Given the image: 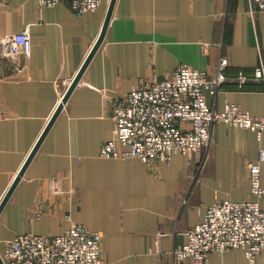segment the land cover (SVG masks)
<instances>
[{"label":"crops","instance_id":"crops-1","mask_svg":"<svg viewBox=\"0 0 264 264\" xmlns=\"http://www.w3.org/2000/svg\"><path fill=\"white\" fill-rule=\"evenodd\" d=\"M109 2L78 15L65 2L0 0V39L30 32L24 54L0 59V203L98 40ZM221 56L228 77L264 68V10L252 14L249 0H117L102 44L0 214V250L16 234H59L78 222L102 234L104 264H174L173 247L208 205L254 199L248 165L260 142L225 122L191 161L100 156L113 136L114 98L182 63L213 75ZM209 101L262 115L264 82L227 80ZM54 180L62 193L52 192ZM209 264L249 263L233 248L211 253ZM254 264H264V250Z\"/></svg>","mask_w":264,"mask_h":264},{"label":"built area","instance_id":"built-area-1","mask_svg":"<svg viewBox=\"0 0 264 264\" xmlns=\"http://www.w3.org/2000/svg\"><path fill=\"white\" fill-rule=\"evenodd\" d=\"M41 6L65 2L82 15L97 10L104 0H39ZM250 12L264 10V0H249ZM30 45L26 28L0 39V59L14 62ZM228 58L221 56L217 71L182 63L165 79L134 85L125 95L114 98L113 136L100 149L104 158H138L144 162H170L176 154L191 161L201 149H209L214 127L225 122L255 133L260 147L258 156L248 165L254 199H221L205 208L203 218L186 230L183 243L172 249L174 264H209L211 253L241 248L249 264L264 250V209L258 198L264 196L261 182L264 164V114L253 115L239 104L226 101L219 109L216 99L227 80L240 85L249 80L264 82V68L252 78L240 74L228 77ZM52 192L63 190L54 180ZM160 235V234H159ZM5 264H104L102 234L83 223L72 222L59 234L25 232L16 234L0 250Z\"/></svg>","mask_w":264,"mask_h":264},{"label":"water","instance_id":"water-1","mask_svg":"<svg viewBox=\"0 0 264 264\" xmlns=\"http://www.w3.org/2000/svg\"><path fill=\"white\" fill-rule=\"evenodd\" d=\"M116 1L117 0H110L109 2V6H108V10H107V14L105 17V22L103 25V29L101 31V34L98 38V40L96 41L95 45L93 46L90 54L88 55L86 61L84 62L83 66L81 67L79 73L76 75V77L73 79L70 87L68 88V90L66 91L62 101L60 102L58 108L56 109L54 115L52 116V118L50 119L46 129L44 130L42 136L40 137L39 141L37 142L36 146L34 147V149L32 150V152L30 153L27 161L25 162V164L23 165L22 169L20 170V172L18 173L16 179L14 180L13 184L11 185V187L9 188L8 192L6 193V195L4 196V198L2 199L1 203H0V214L2 212V210L4 209L6 203L8 202V200L10 199V197L12 196L13 191L15 190L17 184L19 183V181L21 180L22 176L24 175V172L27 168V166L29 165L30 161L32 160L33 156L35 155V153L37 152L42 140L44 139V137L46 136V134L48 133V131L50 130L52 124L54 123V121L56 120V118L59 116V114L61 113V111L64 108L65 103L67 102L70 94L72 93L73 89L75 88V86L79 83L82 74L84 73V70L86 69L88 63L90 62V60L92 59V57L94 56V54L96 53V51L98 50V48L100 47V45L102 44L108 26L110 24V21L113 17V13H114V8L116 5ZM0 264H5L1 253H0Z\"/></svg>","mask_w":264,"mask_h":264}]
</instances>
